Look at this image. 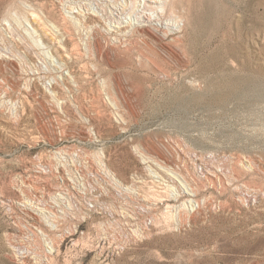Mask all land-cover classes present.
Wrapping results in <instances>:
<instances>
[{
    "label": "rangeland",
    "instance_id": "374dc122",
    "mask_svg": "<svg viewBox=\"0 0 264 264\" xmlns=\"http://www.w3.org/2000/svg\"><path fill=\"white\" fill-rule=\"evenodd\" d=\"M173 2L0 0V264H264V0Z\"/></svg>",
    "mask_w": 264,
    "mask_h": 264
},
{
    "label": "bare ground",
    "instance_id": "6f19581e",
    "mask_svg": "<svg viewBox=\"0 0 264 264\" xmlns=\"http://www.w3.org/2000/svg\"><path fill=\"white\" fill-rule=\"evenodd\" d=\"M142 1L144 4L143 5L144 8H146L147 10H150L149 12L142 11V32L143 33L145 32L146 34H149V36H153L156 39H159V37H160L158 32H156L159 29L166 31L168 34L169 29L167 27L162 26V22H163L162 17H163V14H165L166 12L168 13V10H172V6L174 5V2H173L174 0H164V3L161 4L160 6L158 4H156V3H158L159 0H142ZM205 3H206V0H204V4ZM180 7H181V9L179 10V12L175 16L178 18V19H176V23H178L177 27L179 30H182V31L187 29V27L189 26V24L191 22L196 23L197 19L198 20L202 19L201 21L205 24L207 19L211 15V10L209 7H205V10L202 13L197 14L196 17H195V14H192V13H194V11L192 9H190V12H188V9H189L188 6L181 5ZM155 12H157V13H155ZM159 12L161 13V15L159 14ZM190 13L192 14V17L190 19H188V21L186 22ZM182 21H183V23H181ZM188 22H190V23L188 24ZM176 39L180 43L183 42L181 35H178L176 37ZM167 50L172 51L173 49L169 47V48H167ZM198 53L196 54L197 57L199 56ZM193 55H194V53H193ZM219 55H220L219 51H214V52H212L211 57L217 59L219 57ZM206 56L204 58L205 59L208 58L207 60L210 61L211 57L209 55H206ZM159 66H160L159 69L161 71L162 70L161 68H163V67L161 66L160 63H159Z\"/></svg>",
    "mask_w": 264,
    "mask_h": 264
}]
</instances>
